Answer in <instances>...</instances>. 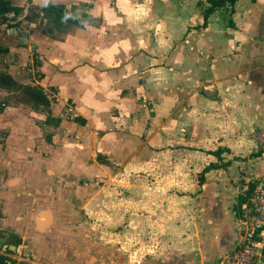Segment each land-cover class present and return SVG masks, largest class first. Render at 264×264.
Here are the masks:
<instances>
[{
    "label": "crops",
    "instance_id": "0c3cea01",
    "mask_svg": "<svg viewBox=\"0 0 264 264\" xmlns=\"http://www.w3.org/2000/svg\"><path fill=\"white\" fill-rule=\"evenodd\" d=\"M84 1L83 28L35 44L54 124L20 109L0 118V238L21 246L0 256L217 264L236 240L239 197L264 178V0L206 21L208 0ZM99 157L120 166L116 205L128 224L116 236L91 221L105 191L91 178L113 174L89 162ZM126 235L132 249L109 258Z\"/></svg>",
    "mask_w": 264,
    "mask_h": 264
},
{
    "label": "rangeland",
    "instance_id": "374dc122",
    "mask_svg": "<svg viewBox=\"0 0 264 264\" xmlns=\"http://www.w3.org/2000/svg\"><path fill=\"white\" fill-rule=\"evenodd\" d=\"M61 1L69 3V0H50L49 5L51 3L61 4ZM74 2H76V4H73ZM88 6V2L84 0L72 1L70 5L67 3L65 5L70 16L84 23H86L87 20L85 21L83 14H85ZM27 8L29 12L25 15ZM46 8H48V6L39 8L33 5L32 0H0V118L2 119L1 115L5 114L6 108L11 109L13 113L20 109L32 115L34 119L36 118L41 128H43L42 125L48 122L45 118H49L50 122L52 121L53 111L50 108H53L54 105L51 106L52 103L49 102L48 106H44L42 104L40 105L39 101L32 100L31 95L34 91L41 92L43 95L44 92L39 85H36V81L40 75V53L34 54L31 44H36L41 40H45V37L55 41L58 39H65L75 28V26L66 19L62 21L60 28L56 27L51 18L46 14ZM21 19L26 20L27 23L25 26L20 24ZM7 25H10V28L22 27L23 30L28 33L29 40L25 42L17 35L6 32V28H8ZM51 124H54V122L52 121ZM45 134H47L48 137L52 135L51 132H46ZM5 137L6 131L0 129V142H3ZM144 137L145 136H143V139ZM114 161L117 162L116 159H114ZM89 162H92L94 165L97 163V165L109 164L108 166L113 173V180L110 178L105 181L100 175H94L91 178V184L94 186V189H101V191L102 188L105 189L101 194L104 197V203L102 206L98 204L97 211L94 212L93 219L91 220L94 224L93 226L102 236L120 235L128 224V222L123 219L125 214L123 207H117L116 205V185L118 180L119 182L122 180V176H117L120 172L118 170L120 166L108 162L106 158L101 157ZM109 191L112 193L111 196L109 195ZM119 192L122 191L119 190ZM126 195L129 194L126 193ZM124 218L126 219V217ZM124 238L117 240L120 244L114 243L112 247H109V258L111 256L112 259L115 257V253H112V255L110 254L113 247L114 249L119 248V252H123L125 256L128 254L127 250L132 249L133 243L131 237L126 235V239ZM195 239L196 238H194V240H187L188 243H191L192 241L194 242ZM110 242H112V239ZM179 242L181 244V241ZM180 244L176 250L174 249L175 251H181ZM124 247L126 251L123 249ZM133 254L132 252L129 256V264H134L137 261Z\"/></svg>",
    "mask_w": 264,
    "mask_h": 264
},
{
    "label": "built area",
    "instance_id": "2783aa9c",
    "mask_svg": "<svg viewBox=\"0 0 264 264\" xmlns=\"http://www.w3.org/2000/svg\"><path fill=\"white\" fill-rule=\"evenodd\" d=\"M264 151V133L256 134ZM251 184V183H250ZM245 190V202L240 207L236 223V240L217 264H264V178ZM249 191V192H248Z\"/></svg>",
    "mask_w": 264,
    "mask_h": 264
},
{
    "label": "trees",
    "instance_id": "16d2710c",
    "mask_svg": "<svg viewBox=\"0 0 264 264\" xmlns=\"http://www.w3.org/2000/svg\"><path fill=\"white\" fill-rule=\"evenodd\" d=\"M91 1H96V0H91ZM208 1L210 3L211 7L209 9H207L205 12V15H204L205 21L208 18V16L214 11V9H216L218 7L225 6L226 4L233 5L238 0H208ZM65 5H66V3L65 2L63 3V1H61V4L51 3L48 6V8L45 9V12H47L46 14L48 15V17L51 18L53 24L58 28H60L62 21L64 19H66L67 21H69L73 25H76L77 27L83 28L84 23H80V22H78V20H76V18L70 16L66 10ZM31 97H32V100L39 101L44 106L49 105L47 98L41 92L34 91L33 94L31 95ZM211 168H213L212 165H210L205 171H208ZM199 181H200V183L203 182V174L200 175ZM253 187H254V184H252L249 187V191H251L253 189ZM245 200H246V198L244 196L239 197V203L236 205V208H235L236 213L239 212L240 207L243 205ZM8 260H9L8 258L0 257V264H4Z\"/></svg>",
    "mask_w": 264,
    "mask_h": 264
},
{
    "label": "water",
    "instance_id": "95a60500",
    "mask_svg": "<svg viewBox=\"0 0 264 264\" xmlns=\"http://www.w3.org/2000/svg\"><path fill=\"white\" fill-rule=\"evenodd\" d=\"M50 3V0H32V4L39 7V8H44L48 6ZM28 8L25 11V15L28 13ZM18 35H22V38H24L25 41H28V34L22 30V28H17L14 30V33ZM0 247L4 251H12V252H20L21 251V246H13V245H6L3 239H0Z\"/></svg>",
    "mask_w": 264,
    "mask_h": 264
},
{
    "label": "flooded vegetation",
    "instance_id": "af4514ba",
    "mask_svg": "<svg viewBox=\"0 0 264 264\" xmlns=\"http://www.w3.org/2000/svg\"><path fill=\"white\" fill-rule=\"evenodd\" d=\"M49 6V5H48ZM29 12V11H28ZM26 20L25 19H21V23L20 24H22V26H25L26 25ZM10 25H7V27L8 28H6V32H11L12 34H15V35H17L20 39H22V40H24V38H22V35H18V32H17V34L16 33H14V30H16L17 28H19V27H15V28H10L9 27ZM20 28H22V27H20ZM22 30H23V28H22ZM24 31V30H23ZM24 32H26V31H24ZM27 33V32H26ZM28 34V33H27ZM28 40H29V36H28ZM25 41V40H24ZM26 42V41H25ZM31 46H32V50L34 51V54L35 53H37L38 52V49H37V47H36V45L35 44H31ZM0 239H3V238H0ZM4 240V239H3ZM4 242H5V244L6 245H10V244H8L5 240H4ZM14 246V245H13ZM20 246V245H19ZM0 249L1 250H3L1 247H0ZM4 252H7V253H10L11 251H4ZM22 253H23V250H22ZM0 257H5V258H8L9 260L8 261H6L4 264H11L12 263V260L9 258V257H6V256H0Z\"/></svg>",
    "mask_w": 264,
    "mask_h": 264
}]
</instances>
